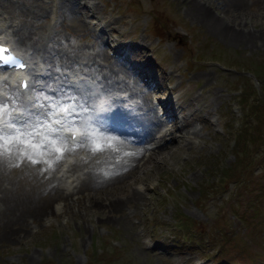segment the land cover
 <instances>
[{
    "label": "rangeland",
    "instance_id": "rangeland-1",
    "mask_svg": "<svg viewBox=\"0 0 264 264\" xmlns=\"http://www.w3.org/2000/svg\"><path fill=\"white\" fill-rule=\"evenodd\" d=\"M94 1L92 9L83 6L104 14L106 24L118 33L122 47L131 56L145 58L157 70L159 85H175V95L184 108L177 110L176 123L184 116L192 126L189 129L196 128L195 133L191 141L180 137L169 152L162 153V161L161 154L156 153L137 171L125 170L122 174V150L109 144L110 139L93 136V145H85L89 155L72 152L69 167L73 162L78 163L76 166L93 163L97 179L86 192L73 189L66 198L48 193L52 173H58L56 168L66 154L59 159L57 155L55 170H48L51 158L39 156L42 150L28 149L27 155L33 156L29 160L24 149L16 148L20 155L15 166L29 169L17 174V190L29 189L33 194L45 180L48 184L34 193L42 197L32 207L26 206L28 196L21 197L20 193L14 194L24 198V203L16 202L14 197L10 202L6 200L8 207L0 206V264H84L91 247L101 264H220L213 260L212 253L206 257L207 249L214 247L218 239L224 264H264V172L257 167L252 172L248 164L242 181L212 184L218 170L215 166L232 165L239 156L236 146L231 147L230 130L245 118L238 103L240 86L244 83L257 87L262 83L264 91V0H242L246 6L240 10H227L223 4L222 10L221 6L207 4L208 0ZM13 2L14 7L1 8L10 20H23L25 30H36L43 42L71 52L78 58L76 61L83 57L93 61L97 71L125 75L128 80L124 66L108 56L102 36L95 37L97 34L82 20L76 1L71 7L67 0H56L54 19L49 12L54 9L52 0ZM192 2L216 17H235L231 25L253 31L252 37L239 40L220 35L214 25L189 10ZM99 47L105 57L95 53ZM63 96L64 101L65 93ZM151 112L155 115L154 107ZM250 120L252 123L254 117L250 116ZM97 144L100 147L96 150ZM260 147L257 157L264 158V146ZM140 154L141 151L135 156L136 162ZM132 189L142 192L139 200L126 198ZM117 200H121L118 206L110 204ZM56 201L61 203L59 209ZM189 224L193 230L183 234ZM236 246L239 252L234 250L237 260L233 261L229 253Z\"/></svg>",
    "mask_w": 264,
    "mask_h": 264
},
{
    "label": "bare ground",
    "instance_id": "bare-ground-1",
    "mask_svg": "<svg viewBox=\"0 0 264 264\" xmlns=\"http://www.w3.org/2000/svg\"><path fill=\"white\" fill-rule=\"evenodd\" d=\"M68 3H70L71 7H73V3L77 0H67ZM252 2H256L255 0H251ZM263 1V0H262ZM15 2V1H14ZM13 0H0V4L5 5L6 7H14L16 5V3H14ZM63 2V1H62ZM198 2V1H197ZM20 3V2H19ZM41 3V2H40ZM39 3V4H40ZM209 5H213V6H221V9L223 10V8H227L228 9H242L243 6H246V3H244L242 0H230V2H226L225 0L221 3L218 0H208L206 2ZM221 3V5H220ZM225 3V4H224ZM225 5L223 7V5ZM233 4V5H232ZM18 5V4H17ZM83 5L88 7L89 9H92L94 6V2H89V0H85L83 2ZM232 5V6H231ZM39 6V5H38ZM41 6V5H40ZM30 7V6H28ZM187 7V6H186ZM45 8V7H44ZM190 11L193 12L196 16L197 15H201L202 18H204L209 24L214 25L215 28H217L220 31V35L221 33L223 35H225L227 38L229 39H239V40H243V39H249L252 37L253 35V31H245V29L243 30H239L237 27L232 26L231 25V20H233L235 17H228L226 18L225 15H220L218 14V16H214L210 13H208V11L205 8H202L201 6L197 5L196 2H192V4L189 7ZM246 8V7H245ZM22 9V8H21ZM46 9V8H45ZM44 9V10H45ZM221 10V11H222ZM27 11V10H26ZM25 11V12H26ZM33 11V10H32ZM30 11V12H32ZM37 11V10H36ZM38 12V11H37ZM42 12V11H41ZM240 12V11H239ZM27 14V13H26ZM32 14V13H31ZM34 14V13H33ZM243 14H246V11L243 9ZM28 15V14H27ZM26 15V16H27ZM21 16V15H20ZM37 16V15H36ZM200 17V16H199ZM18 18V17H17ZM33 18V17H32ZM34 19V18H33ZM41 19V18H40ZM4 20L0 21V26L4 25L3 23ZM5 21H7L5 19ZM23 21V20H22ZM20 21L19 24L18 22L14 21L13 22V26H12V31H13V36L15 37V40L26 44V45H30L32 46L34 49L36 50H40L44 57L47 59L46 61L49 62V59H55L57 57V53L56 50L57 48H54V44L49 45L48 43L43 42L44 40H41L39 37H41V35H39L37 33L36 30H32V29H28L25 30L23 28V22ZM9 24L10 22L7 21ZM96 25L98 26V21H95ZM26 25V24H25ZM31 25V24H30ZM38 25V24H37ZM30 27V26H29ZM41 27V26H40ZM32 28V27H31ZM35 28V27H34ZM39 32V31H38ZM41 34V33H40ZM47 34V33H46ZM114 35L111 34L110 38H113ZM256 36L254 35V38ZM44 39V38H43ZM108 39V38H107ZM105 45V44H104ZM103 46V45H102ZM33 49V50H34ZM73 51V50H72ZM94 53V52H93ZM95 53L99 54V55H103L105 57V54L102 51V47H99ZM66 56H62L61 59L67 58V59H72L70 62H65L66 65L70 64L72 61H74L76 58L74 55H70V54H65ZM76 61V60H75ZM115 61V60H114ZM112 62V61H111ZM87 62L83 63V67L85 68L84 71L89 72L86 66ZM101 63V62H100ZM114 63V62H113ZM97 65V64H95ZM111 65V64H110ZM113 65V64H112ZM120 65V64H119ZM109 66V65H108ZM118 66V65H117ZM98 67V66H97ZM100 67V66H99ZM102 67V66H101ZM106 68V67H105ZM119 68V67H118ZM117 68V70H118ZM113 69V68H112ZM116 69V68H115ZM120 69V68H119ZM126 69V67H125ZM99 70V69H98ZM107 70V69H106ZM123 70V69H122ZM114 74V73H113ZM200 74V72H199ZM117 75V74H116ZM125 76V75H124ZM131 76V75H130ZM99 78L103 81V84L106 85H115L117 83H124V79H122L121 81L116 79L113 75L111 74H105L104 71L99 72ZM0 83H3L6 78L5 77H1L0 78ZM75 80H77L76 78H74ZM131 81V84L127 85L130 90L136 92L137 94L141 93L142 94V99H141V105L144 106V109L142 111L139 112L138 115H134L132 118H127L126 116V111L124 108H122L121 106L117 105V107L115 108L114 112L109 114V116L111 117V119L113 120V122H115L116 124H119L123 127H128L131 129V132H137L136 136L133 137L131 140L126 141L121 134H99L97 135V137L102 138L104 141H107L108 139H110V143L112 145L118 146L116 148L122 150L123 152V157H124V161H123V168L121 171V174L124 173L125 170H130L131 172H134L135 170L137 171L138 168H140L139 165L143 164L146 160H148L150 157L154 156L156 153L161 154L159 155V161L163 160V152L164 151H170L174 145H176L178 143L179 140H181L182 138L187 139V141H191L190 136L192 135V133H195L196 128H190V121L187 119L186 121H181L179 123H176L175 118L173 119L175 121L174 126L169 127L168 130H166V128L164 130H161V135L162 134H166V133H170L168 138H157L156 142L151 146V149L149 150V152L145 155L144 151H141L142 149V145L140 142V137L143 136H147L150 131L151 128L153 127L154 123H157L158 121H160L159 117H157V115H153L151 110L154 107V104L152 102H150V98L147 97L146 94V89L144 87H141L136 78L131 76V78L129 79ZM8 82V81H7ZM8 84H10L8 82ZM7 92L11 93V98L13 99V103L16 102L17 104H20V106H22L23 102L20 101V97H21V90L18 89V87L16 85H7L6 87ZM65 91V90H64ZM208 91V90H207ZM206 91V92H207ZM186 93V92H185ZM184 93V94H185ZM193 93V92H192ZM201 93V92H200ZM197 94V93H196ZM183 95V94H182ZM202 95V94H201ZM188 96V95H186ZM195 96V95H194ZM205 96V95H204ZM197 97V96H196ZM183 98H185L183 96ZM8 100L0 95V104H5L7 105ZM114 102H116V99H114ZM70 104V103H69ZM183 105V104H182ZM185 105V104H184ZM74 106L76 108H79L81 111H84L83 113H80L79 117L83 118L84 116H90L93 117L94 116V112L91 108L90 105H88L85 101H83L82 98H79L75 103ZM12 107V106H10ZM9 106L7 107V110L10 108ZM15 107V106H14ZM66 110V109H65ZM200 110V109H199ZM42 111H44V108H42L41 106L37 108L36 110V115L33 116L31 115V113L28 114V119L32 120L33 123L28 126V130L31 131L33 126H36V132L33 133V136L37 137V139L34 141L35 144L41 145V144H50V143H46L47 141H51L52 139H57V143L55 144L56 147H59L62 149V151H67L69 149H77L79 150L80 148H82L83 146L86 147L85 145L88 144H92L90 142L89 137L86 139L85 138H81L78 141H74V142H70L64 135L59 134V133H55V134H51L47 131L46 126H45V122L43 119L40 118V115H42ZM203 112V111H202ZM14 111H11V113H9V115L7 114V111L4 113V115L7 116V118H10L11 116H13ZM197 114V113H196ZM200 116V115H199ZM193 117V116H192ZM65 118L66 120H70L72 122H74L76 120L75 118V114L73 113H67L65 114ZM97 121H100L102 118L101 116H95L94 117ZM192 119V118H191ZM205 120V119H204ZM193 121V119H192ZM207 123V122H206ZM136 124H139V126H137ZM192 127V126H191ZM118 130H120L118 128ZM184 131H187L186 135L184 133ZM155 137V135H153ZM93 137V136H92ZM182 137V138H180ZM96 138V137H95ZM180 138V139H179ZM93 140V139H92ZM98 140V139H97ZM173 140V142H172ZM94 142V141H92ZM77 143H81L82 145H75ZM93 145V144H92ZM91 145V146H92ZM111 145V146H112ZM114 146V147H115ZM11 150L8 153L7 157L4 159L0 158V206L1 205H6L8 207L7 204H9V202L14 197L15 201L18 203H24V198L26 196H28V198H26L28 200V202L26 203V206L28 207L31 206V204H35L38 202V200H40V198L42 197V194L40 195V192L38 193L40 195V198L36 197L35 195L37 194L36 192L38 191L37 189H39V187H41L42 185H44L46 182V180L44 182H42L40 184V186L35 189L34 193L36 194H32L30 192V190L28 189V191L26 190V192H22V191H18L17 190V186H19L17 184V180L19 179L17 177L18 173L21 172H27V168H23L22 166L19 167H11L13 165L19 164L18 161V151L14 148L17 147L16 145H12L10 146ZM93 147V146H92ZM31 149V148H29ZM34 149V148H33ZM33 149H32V153H33ZM95 149V148H94ZM28 149H25V151H23V154H28ZM38 150V149H37ZM97 150V149H96ZM118 150V152L120 151ZM152 150V151H151ZM35 151V150H34ZM43 151V150H42ZM85 151V148H84ZM91 151V150H90ZM93 151V150H92ZM95 151V150H94ZM141 151V154L139 155V157L137 158V162L135 161V156L137 155V153ZM38 152V151H36ZM7 152H5L6 154ZM35 153V152H34ZM82 153V152H81ZM95 153V152H94ZM114 153V152H113ZM42 154H45V156L47 155V157H49V159L51 158V162L49 164V169L53 168L55 170L56 168V157L59 154V152H52V151H43L41 153H39V156H41ZM117 154V153H116ZM157 154V155H158ZM18 155V157H17ZM80 155V154H79ZM82 155H84V153H82ZM81 155V156H82ZM86 155V154H85ZM120 155V154H119ZM3 156V155H2ZM36 156V155H35ZM161 156V157H160ZM4 157V156H3ZM31 157H33L31 155ZM156 157V155L154 156ZM44 158V157H43ZM88 158V157H87ZM108 158V157H107ZM116 158V157H115ZM142 158V159H141ZM22 159V158H21ZM48 159V160H49ZM79 159V158H78ZM81 159V158H80ZM79 159V160H80ZM140 159V160H139ZM82 160V159H81ZM89 160V159H88ZM121 161V160H120ZM38 162V161H36ZM90 162V161H89ZM43 163V162H42ZM45 163V162H44ZM80 163V162H79ZM95 163V162H94ZM115 163V162H114ZM29 164V163H28ZM76 162H73L70 166V168H72V171L66 173V171L64 170L63 166H59L56 170L58 171V173H56L54 170V173H52L51 176V181L52 182V186L49 188V192L48 193H53L55 195V197H60V198H66L69 193H71V189H75L77 191H85L89 189V184L92 183L93 180H96L97 177L95 176L94 173V164L93 163H89V165H81V166H77L76 167ZM145 164V163H144ZM51 165V166H50ZM117 165V164H115ZM33 166V165H31ZM10 167L12 168V170L10 169ZM96 168V167H95ZM142 168V166H141ZM81 169V170H80ZM49 172V171H48ZM23 174V173H22ZM50 174V173H49ZM71 178H69V175H72ZM134 174V173H133ZM138 174V173H137ZM132 175V174H131ZM123 176H121L122 179ZM126 177V176H125ZM101 178V177H100ZM124 181V180H122ZM126 181V180H125ZM49 182V181H48ZM94 182V181H93ZM95 183V182H94ZM123 183V182H122ZM48 184V183H46ZM25 185V184H24ZM100 185V184H99ZM55 186V189H54ZM97 186V185H96ZM22 187V186H21ZM42 188V187H41ZM96 188V187H95ZM20 189V188H19ZM33 189V188H32ZM23 190V189H22ZM54 190V192L52 191ZM45 192V191H44ZM47 192V191H46ZM14 193H20L21 197L24 198H20V196H16ZM88 193V192H87ZM45 194V193H44ZM82 194V193H81ZM86 194V193H85ZM53 195V196H54ZM35 196V197H34ZM52 196V195H51ZM142 197V192L139 191L138 189H132L130 192H128V194L126 195V198H128L129 201H137L139 200V198ZM6 200H9V202ZM141 200V199H140ZM5 201V202H3ZM26 201V200H25ZM121 200H117V201H112L110 202V204L114 205V206H118ZM100 202V201H98ZM40 204V203H39ZM25 205V204H24ZM10 206V205H9ZM56 208H60V201H56L55 203ZM2 207V206H1ZM16 207V206H15ZM32 207V206H31ZM17 208V207H16ZM21 208V207H20ZM45 208V207H44ZM121 208V207H120ZM43 209V208H42ZM47 209V208H46ZM2 210V209H1ZM17 210V209H16ZM30 210V209H29ZM45 210V209H44ZM3 211V210H2ZM11 211V210H10ZM25 211V210H24ZM43 211V210H42ZM21 212V211H20ZM26 212V211H25ZM3 213V212H2ZM1 213V214H2ZM11 213V212H10ZM47 213V212H46ZM16 214V213H15ZM33 214V213H32ZM24 215V214H23ZM36 215V214H35ZM1 217V216H0ZM25 217V216H23ZM27 217V216H26ZM7 218V217H6ZM25 219V218H24ZM16 220V219H15ZM28 220V219H27ZM4 222V221H3ZM21 223V222H20ZM20 223L18 224V226L20 225ZM27 223V222H26ZM24 225V224H23ZM23 227V226H22ZM9 227H5L4 230L2 232H5L6 230H8ZM12 234V231H9V235Z\"/></svg>",
    "mask_w": 264,
    "mask_h": 264
},
{
    "label": "snow or ice",
    "instance_id": "snow-or-ice-1",
    "mask_svg": "<svg viewBox=\"0 0 264 264\" xmlns=\"http://www.w3.org/2000/svg\"><path fill=\"white\" fill-rule=\"evenodd\" d=\"M3 51V49H0V52ZM7 107L8 106L5 104H0V121H2L3 115L7 111ZM18 115L23 116V112L20 111ZM36 130V126H33L31 131H29L28 125L23 121H21L20 125H18L16 122L4 124L3 127L0 128V156L9 151L10 146L12 145H16L18 149H29L35 147L36 145L34 141L37 139V137L33 136V133L36 132ZM76 134L78 133H73L74 136ZM46 143H50L54 146L57 143V139H52ZM99 147L100 145L97 144L96 149H99ZM55 151L60 152L62 149L56 147ZM25 158L31 160V156H28L26 153ZM57 159H59V157H57Z\"/></svg>",
    "mask_w": 264,
    "mask_h": 264
},
{
    "label": "trees",
    "instance_id": "trees-1",
    "mask_svg": "<svg viewBox=\"0 0 264 264\" xmlns=\"http://www.w3.org/2000/svg\"><path fill=\"white\" fill-rule=\"evenodd\" d=\"M262 72H263V74H264V68H262ZM229 168L231 169V168H233V167H229ZM225 169L228 170V167H226ZM225 169L222 171L223 173H224ZM92 255H93V253H92Z\"/></svg>",
    "mask_w": 264,
    "mask_h": 264
}]
</instances>
